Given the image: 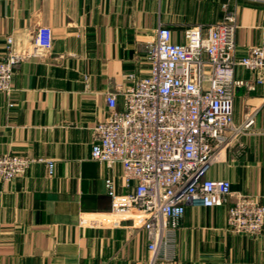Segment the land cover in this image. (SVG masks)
<instances>
[{
  "label": "crops",
  "instance_id": "obj_1",
  "mask_svg": "<svg viewBox=\"0 0 264 264\" xmlns=\"http://www.w3.org/2000/svg\"><path fill=\"white\" fill-rule=\"evenodd\" d=\"M236 16L238 57L264 44V0H0V60L7 41L27 54L40 27L53 33L52 49L14 72L13 93H0V155L34 163L13 182H0V264H152L146 235L126 221L93 229L81 217L110 213L105 181L120 194L123 169L109 170L91 158L94 129L108 117L107 95L129 86L128 75L150 73L146 45L160 27L173 42L185 31ZM238 80L256 83L244 68ZM119 109L123 99L119 98ZM13 104V107L10 105ZM257 109L251 132L222 152L209 178L264 206V83L241 86L234 101L236 125ZM229 207L188 206L170 246L155 264H264V230L257 236L228 230Z\"/></svg>",
  "mask_w": 264,
  "mask_h": 264
},
{
  "label": "built area",
  "instance_id": "obj_2",
  "mask_svg": "<svg viewBox=\"0 0 264 264\" xmlns=\"http://www.w3.org/2000/svg\"><path fill=\"white\" fill-rule=\"evenodd\" d=\"M237 30L231 11L217 24L186 30L181 44L173 42L168 27L158 29L155 41L145 47L149 75H128L126 89L109 93L108 117L94 129L92 160L109 170L120 165L124 186L132 191L120 194L114 178L106 179L111 212L81 217L82 227L111 229L131 221L146 235L152 264L160 247L170 246L168 241L174 239L188 206H228L230 232L262 233L264 206L253 197L233 192L230 181L209 178L225 149L236 143L245 148L240 139L256 123L258 110L252 109L244 123L236 125L237 90L264 83V44L238 57ZM52 45L53 33L45 27L37 30L27 54L16 51L14 39L9 38L0 60V93L10 97L15 69L46 55ZM240 67L257 75L256 83L238 80ZM38 162L46 163L50 176L54 175L53 162L0 155V182H13Z\"/></svg>",
  "mask_w": 264,
  "mask_h": 264
}]
</instances>
